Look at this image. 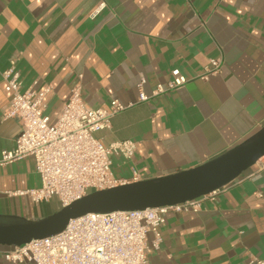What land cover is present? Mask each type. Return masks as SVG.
Listing matches in <instances>:
<instances>
[{
  "label": "crops",
  "instance_id": "0c3cea01",
  "mask_svg": "<svg viewBox=\"0 0 264 264\" xmlns=\"http://www.w3.org/2000/svg\"><path fill=\"white\" fill-rule=\"evenodd\" d=\"M212 59L221 71L204 76ZM13 61L23 90L52 87L48 114L78 82L91 106L132 104L96 133L106 146L135 142L131 158L112 157L118 178L197 166L264 126V0H0V214L39 219L61 206L9 194L41 185L32 156L2 163L24 127L4 114L12 95L2 73ZM174 69L184 85L139 101L142 78L152 95ZM160 232L150 264L264 261V167L254 165L198 212L169 211Z\"/></svg>",
  "mask_w": 264,
  "mask_h": 264
},
{
  "label": "built area",
  "instance_id": "2783aa9c",
  "mask_svg": "<svg viewBox=\"0 0 264 264\" xmlns=\"http://www.w3.org/2000/svg\"><path fill=\"white\" fill-rule=\"evenodd\" d=\"M2 73L11 99L4 108L6 117L20 116L23 130L11 150L3 151L2 163L32 156L41 179L36 188L21 189L9 194L30 195L39 203L56 198L61 206L68 205L95 190L141 180L133 171V180L118 178L113 173V155L131 158L136 145L122 140L104 145L96 136L108 128L112 117L132 104L113 99L109 107H94L84 98L82 85L76 83L70 97L55 115L46 112L50 85L42 89H22L21 74L15 67ZM222 61L212 59L207 74L220 73ZM188 78L180 71H172L167 84L159 83L148 95L142 78L139 101H146L170 89L184 85ZM264 167V156L255 164ZM220 189L186 202L107 213H88L71 219L66 228L54 235L33 239L20 246H0V258L8 264H150L149 254L159 248L160 227L166 223L169 211L198 212L207 200H213ZM154 238L149 241L148 234ZM264 264L263 260H256Z\"/></svg>",
  "mask_w": 264,
  "mask_h": 264
},
{
  "label": "water",
  "instance_id": "95a60500",
  "mask_svg": "<svg viewBox=\"0 0 264 264\" xmlns=\"http://www.w3.org/2000/svg\"><path fill=\"white\" fill-rule=\"evenodd\" d=\"M264 156V126L244 141L197 166L95 190L39 219L0 214V246H20L63 231L71 219L88 213L174 205L221 189Z\"/></svg>",
  "mask_w": 264,
  "mask_h": 264
},
{
  "label": "rangeland",
  "instance_id": "374dc122",
  "mask_svg": "<svg viewBox=\"0 0 264 264\" xmlns=\"http://www.w3.org/2000/svg\"><path fill=\"white\" fill-rule=\"evenodd\" d=\"M53 200H56L57 201V199L56 198H53ZM62 206H60L59 208H61ZM56 211V210H55ZM55 211H53V212H55ZM53 212H51V213H53Z\"/></svg>",
  "mask_w": 264,
  "mask_h": 264
},
{
  "label": "trees",
  "instance_id": "16d2710c",
  "mask_svg": "<svg viewBox=\"0 0 264 264\" xmlns=\"http://www.w3.org/2000/svg\"><path fill=\"white\" fill-rule=\"evenodd\" d=\"M241 177V176H240Z\"/></svg>",
  "mask_w": 264,
  "mask_h": 264
}]
</instances>
